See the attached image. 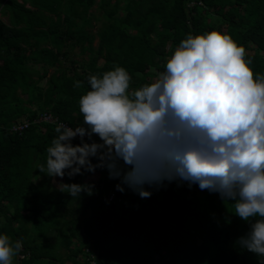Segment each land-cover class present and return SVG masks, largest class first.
Listing matches in <instances>:
<instances>
[{
  "label": "trees",
  "instance_id": "16d2710c",
  "mask_svg": "<svg viewBox=\"0 0 264 264\" xmlns=\"http://www.w3.org/2000/svg\"><path fill=\"white\" fill-rule=\"evenodd\" d=\"M2 3L14 23L27 25L12 37L13 30L0 18V233L22 240L16 264H260V258L237 244L248 222L231 213V202L198 184L146 185L152 195L141 198L127 186L118 191L120 181L97 168L94 174L63 177V183H94L92 195L82 192L73 198L61 191L39 170L56 124L34 119L48 111L73 127L83 124L78 101L90 90V73L124 66L131 87H139L155 77L150 67L164 70L167 57L189 33L219 29L231 34L246 48L254 70L264 72V0ZM94 21L101 22L96 30ZM35 23L44 29L42 40L58 47L38 53L43 66L58 67L50 77L46 71L32 72L19 46ZM68 38L82 57L60 67V56L70 51L62 50ZM76 81L83 86L74 87ZM79 142V137L73 141Z\"/></svg>",
  "mask_w": 264,
  "mask_h": 264
},
{
  "label": "clouds",
  "instance_id": "9594fccd",
  "mask_svg": "<svg viewBox=\"0 0 264 264\" xmlns=\"http://www.w3.org/2000/svg\"><path fill=\"white\" fill-rule=\"evenodd\" d=\"M88 84L78 101L83 124L57 123L40 172L55 179L106 168L118 191L141 198L152 195L146 185L198 184L248 222L237 244L264 264V72L246 48L219 29L189 33L150 82L132 88L127 68L115 65L90 73ZM59 188L76 198L95 184ZM22 247L0 233V264H13Z\"/></svg>",
  "mask_w": 264,
  "mask_h": 264
},
{
  "label": "crops",
  "instance_id": "0c3cea01",
  "mask_svg": "<svg viewBox=\"0 0 264 264\" xmlns=\"http://www.w3.org/2000/svg\"><path fill=\"white\" fill-rule=\"evenodd\" d=\"M20 2H23V0H19ZM3 4L2 3L0 5V18L2 19V21L13 30V34L12 37H14L15 34V30L17 28H23L24 26H27L25 22H13L12 21V16L11 13L8 9L3 8ZM26 7L35 10L36 7L31 5L30 3H26ZM31 24V23H30ZM30 30H29V34H28V38L22 42H19V46L24 50V54L27 56L26 58V62L28 63V67L29 69L33 72H38L40 71L41 73H43L44 71H46L48 74L47 76L50 77L54 72L58 71V67L56 66H49V65H44L41 62V59L39 58L38 53L43 51V47H46L47 49H53L55 52L58 51V47L57 45L53 44L51 42V40L48 41H43L42 37H44V34L41 32L42 27H40L37 23L33 24L32 26H30ZM41 28V29H40ZM17 37V35H16ZM41 37V40H40ZM72 41L68 38L64 43H63V52L70 49V51L68 52L69 54H67V56H60V60L62 61V63L60 64L62 66L66 67V64L69 65V61L74 58L75 56V51L77 50V48L70 47V43ZM79 50V49H78ZM80 52L78 51V54ZM76 57V56H75ZM79 58V55L77 56ZM67 58V59H66ZM40 59V60H39ZM67 61V63L65 62ZM2 62V61H0ZM34 77L38 78V74L35 73ZM46 83V79L43 80L42 85H45ZM41 84V83H40ZM48 112V111H47ZM51 113V112H50ZM52 114V113H51ZM41 115H39V118H41ZM41 122H44V120H41ZM46 122V121H45Z\"/></svg>",
  "mask_w": 264,
  "mask_h": 264
},
{
  "label": "rangeland",
  "instance_id": "374dc122",
  "mask_svg": "<svg viewBox=\"0 0 264 264\" xmlns=\"http://www.w3.org/2000/svg\"><path fill=\"white\" fill-rule=\"evenodd\" d=\"M93 10H94V11H97L96 6L93 8ZM98 14H99V12H98ZM100 23H101L100 21H98V22H97V21H94V24H95V30H96L97 27H99ZM97 41H98V39H96V41L94 42V44H97ZM78 51H79L78 49L75 51V53H76L75 56H76V57L78 56ZM75 56H74V57H75ZM81 57H82V54H79V58H81ZM149 71L152 72V73H157V70H156L154 67H150ZM44 113H45V112L41 113V114H42L41 117L44 116ZM95 177L97 178L98 175H96ZM61 182H63V178L56 177V178L54 179V183H55V185H57V186H59ZM62 186H63V185H61V187H62ZM63 250H66V248H62V251H63ZM63 254H64V256L66 255V253H65L64 251H63ZM16 261H17V260H16ZM13 264H16V262L14 261ZM40 264H43V260H42V263H40ZM64 264H69V262H68V261H64ZM79 264H83V262H82V263L80 262Z\"/></svg>",
  "mask_w": 264,
  "mask_h": 264
},
{
  "label": "built area",
  "instance_id": "2783aa9c",
  "mask_svg": "<svg viewBox=\"0 0 264 264\" xmlns=\"http://www.w3.org/2000/svg\"><path fill=\"white\" fill-rule=\"evenodd\" d=\"M41 120H44L46 122H51V123H54L56 125H57V123H64V124H67L69 126H72L67 121L60 120L58 117L54 116L53 114H51L50 112H47V111L44 113L43 117H41V118L37 117V118L34 119V121H41ZM25 126H27V124L18 126V128L19 129H23Z\"/></svg>",
  "mask_w": 264,
  "mask_h": 264
}]
</instances>
